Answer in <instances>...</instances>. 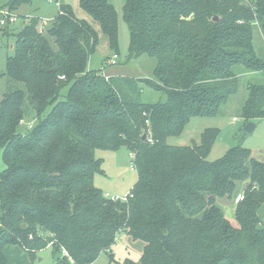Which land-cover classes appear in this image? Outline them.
<instances>
[{
  "label": "trees",
  "instance_id": "16d2710c",
  "mask_svg": "<svg viewBox=\"0 0 264 264\" xmlns=\"http://www.w3.org/2000/svg\"><path fill=\"white\" fill-rule=\"evenodd\" d=\"M38 1L47 0L1 10ZM79 3L99 28L69 5L43 30L32 15L0 76V264L9 245L31 260L52 246L68 264H97L122 234L145 243L142 264H264V161L243 147L249 133L216 161L218 128L189 146L168 142L193 119L217 117L242 75L264 73V0H124L130 60L155 61L151 78L137 79L90 70L100 34L120 50V17L110 0ZM147 88L165 100L144 102ZM247 89L244 129L264 120V84ZM25 120L34 124L23 130ZM123 147L138 181L114 201L94 184L105 174L96 151ZM239 184L230 220L218 200L234 204Z\"/></svg>",
  "mask_w": 264,
  "mask_h": 264
},
{
  "label": "rangeland",
  "instance_id": "374dc122",
  "mask_svg": "<svg viewBox=\"0 0 264 264\" xmlns=\"http://www.w3.org/2000/svg\"><path fill=\"white\" fill-rule=\"evenodd\" d=\"M59 5L55 2L38 1L33 7L25 6L16 15L19 17L15 23L12 31L0 29V76L6 70L7 59L14 54L13 47L16 42V36L25 25L28 23L31 16L36 15L41 19V24L47 22L48 25L59 14L60 5H69L76 18L79 20H86L93 24L96 28L98 25L94 24L92 18L83 11L79 0H57ZM8 0H0V12ZM119 13L120 22V50L118 52L112 51L108 46V39L105 35L100 34V43L96 52L90 59V70L100 71L109 77L119 76L122 78H151L152 71L155 66V61L147 57L140 60H130L129 57V32L126 24L123 21V5L124 0H110ZM29 10V11H28ZM47 25V26H48ZM46 26V27H47ZM14 29V30H13ZM114 55L119 56L117 65H110L106 59ZM110 58V59H111ZM103 69V70H102ZM249 83L264 84V74L242 75L239 79L238 92L235 96L230 98L229 102L221 109L215 118H196L180 137L170 138L169 144L174 146H189L193 143L200 142V136L206 128H218L220 136L209 153L208 160L216 161L223 158L226 153L233 147L237 146L239 137L244 133V122L240 118V111L248 99ZM7 88V79L0 77V99L3 92ZM65 89L62 93L65 94ZM144 102L156 103L165 100V96L153 89H146L143 97ZM33 116L32 119L33 120ZM237 118L238 122L233 119ZM28 123L34 124V121L25 120L23 130H26ZM256 129L251 134L246 136L242 143L243 147L252 150L253 156L259 161H264V120L253 122ZM96 157L103 160V170L105 174L97 175L94 184L101 189L105 195L109 197L124 198L130 194L138 181L137 170L133 169L135 163L131 152L123 147L117 152L96 151ZM0 166L1 158H0ZM247 184H239V192L244 193ZM235 201L218 200V205L225 211L226 216L233 220V208ZM261 217L264 219V207L261 211ZM145 243L140 240H134L127 234H122L117 237L115 244L108 253H103L97 264H123L127 260L142 264L140 258L143 252ZM5 254L8 264H68L63 259L67 256L56 254L54 247L49 246L41 251H38L33 260L28 257V254L18 246L9 245L6 247Z\"/></svg>",
  "mask_w": 264,
  "mask_h": 264
},
{
  "label": "built area",
  "instance_id": "2783aa9c",
  "mask_svg": "<svg viewBox=\"0 0 264 264\" xmlns=\"http://www.w3.org/2000/svg\"><path fill=\"white\" fill-rule=\"evenodd\" d=\"M48 2H55L56 5H59L58 1L57 0H47ZM1 17H0V28H5L7 27L8 25H15V23L18 21L19 17L14 14V13H9L7 11H2L1 13ZM48 22V21H47ZM45 22L43 23L42 25V28L41 30H43V27L47 26L48 23ZM118 60H119V56L118 55H114L108 63H110V65H117L118 64ZM106 78L108 79V76H106ZM62 80L65 79V77H62L61 78ZM21 124H24V121L21 122ZM27 127L31 128L32 125H28ZM132 158H134V155H132ZM133 169H136V167H133ZM131 194V193H130ZM128 194L127 196H125L124 198H119V197H109L108 195H106L107 198H110L114 201H117L119 199H122V200H126L127 197L130 195ZM244 200V194L243 193H239L236 198H235V203L238 204L240 203L241 201ZM65 256L68 257V254L66 252L63 253Z\"/></svg>",
  "mask_w": 264,
  "mask_h": 264
},
{
  "label": "water",
  "instance_id": "95a60500",
  "mask_svg": "<svg viewBox=\"0 0 264 264\" xmlns=\"http://www.w3.org/2000/svg\"><path fill=\"white\" fill-rule=\"evenodd\" d=\"M213 20L214 21H219V17H215ZM255 127H256V125L254 123H249L246 126L245 130H246L247 133L251 134L254 131Z\"/></svg>",
  "mask_w": 264,
  "mask_h": 264
},
{
  "label": "crops",
  "instance_id": "0c3cea01",
  "mask_svg": "<svg viewBox=\"0 0 264 264\" xmlns=\"http://www.w3.org/2000/svg\"><path fill=\"white\" fill-rule=\"evenodd\" d=\"M34 5H36V3H35ZM22 10H23V9H22ZM28 11H29V10H28ZM262 74H264V73H262ZM192 121H193V120H192ZM192 121H191V122H192ZM190 124H191V123H190ZM186 129H187V128H186ZM255 129H256V127H255ZM5 250H6V249H5ZM5 253H6V252H5ZM5 255H6V254H5Z\"/></svg>",
  "mask_w": 264,
  "mask_h": 264
}]
</instances>
